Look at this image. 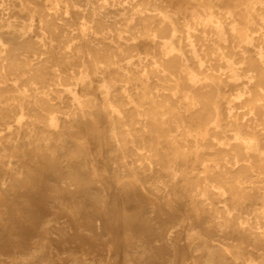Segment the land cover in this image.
I'll list each match as a JSON object with an SVG mask.
<instances>
[{
	"label": "clouds",
	"instance_id": "9594fccd",
	"mask_svg": "<svg viewBox=\"0 0 264 264\" xmlns=\"http://www.w3.org/2000/svg\"><path fill=\"white\" fill-rule=\"evenodd\" d=\"M20 2L27 23L0 27L9 176L27 153L62 168L75 133L72 163L105 191L98 213L131 186L153 215L179 220L177 264H264V0ZM62 210L15 220L13 237ZM55 251L41 244L44 264Z\"/></svg>",
	"mask_w": 264,
	"mask_h": 264
},
{
	"label": "bare ground",
	"instance_id": "6f19581e",
	"mask_svg": "<svg viewBox=\"0 0 264 264\" xmlns=\"http://www.w3.org/2000/svg\"><path fill=\"white\" fill-rule=\"evenodd\" d=\"M0 2L8 4L7 11L0 8V27L11 23L19 29L27 23L30 10L20 0ZM106 25L103 17L97 20L98 27ZM79 139L70 134L71 156L62 168L45 167L30 153L20 164L18 178H11L0 165V235L10 237L0 243V264H44L48 256L39 253L45 240L56 250L54 264H177L176 249L186 251V247H181L180 233H170L179 227V220L158 211L153 215L130 194L131 186L114 205L118 210L97 212L105 191L82 170V163H72L78 161ZM90 143L94 151L97 144ZM49 203L64 210L46 213L39 233L13 237L15 220L39 215Z\"/></svg>",
	"mask_w": 264,
	"mask_h": 264
}]
</instances>
